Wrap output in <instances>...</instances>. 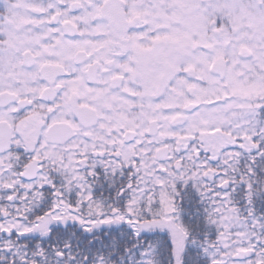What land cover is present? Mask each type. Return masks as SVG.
Instances as JSON below:
<instances>
[{
    "label": "snow or ice",
    "instance_id": "6c2138e0",
    "mask_svg": "<svg viewBox=\"0 0 264 264\" xmlns=\"http://www.w3.org/2000/svg\"><path fill=\"white\" fill-rule=\"evenodd\" d=\"M0 264H264V0H0Z\"/></svg>",
    "mask_w": 264,
    "mask_h": 264
}]
</instances>
